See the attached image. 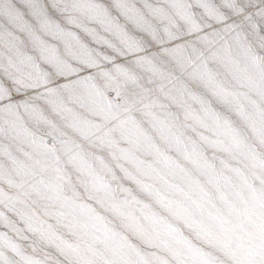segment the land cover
Masks as SVG:
<instances>
[{
	"label": "snow or ice",
	"instance_id": "snow-or-ice-1",
	"mask_svg": "<svg viewBox=\"0 0 264 264\" xmlns=\"http://www.w3.org/2000/svg\"><path fill=\"white\" fill-rule=\"evenodd\" d=\"M0 264H264V0H0Z\"/></svg>",
	"mask_w": 264,
	"mask_h": 264
}]
</instances>
